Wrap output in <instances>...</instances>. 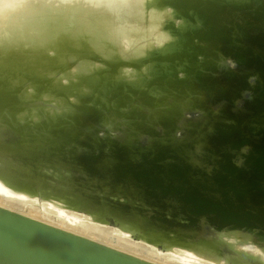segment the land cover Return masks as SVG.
I'll list each match as a JSON object with an SVG mask.
<instances>
[{
    "label": "water",
    "instance_id": "1",
    "mask_svg": "<svg viewBox=\"0 0 264 264\" xmlns=\"http://www.w3.org/2000/svg\"><path fill=\"white\" fill-rule=\"evenodd\" d=\"M131 1L40 0L2 26L0 180L160 250L264 264L229 241L264 249V0ZM0 264L144 263L0 209Z\"/></svg>",
    "mask_w": 264,
    "mask_h": 264
},
{
    "label": "bare ground",
    "instance_id": "2",
    "mask_svg": "<svg viewBox=\"0 0 264 264\" xmlns=\"http://www.w3.org/2000/svg\"><path fill=\"white\" fill-rule=\"evenodd\" d=\"M40 0H0V29L5 28L4 24L8 23L9 20L14 15L25 14L28 15L29 20H32L34 14H36V9H32V3H36ZM42 1V0H41ZM44 1V0H43ZM119 0H108L110 3H114ZM140 0H132L131 5H134L136 2ZM146 0H144L145 3ZM143 3L141 0L138 4L140 6ZM143 3V4H144ZM39 5H43L40 3ZM38 5V6H39ZM30 11V12H28ZM140 11L137 12V14ZM136 14V15H137ZM24 15V16H25ZM143 17L142 12L139 14L138 19ZM33 27L28 26L26 30H29V33L32 32ZM0 200H6L7 202L11 200L14 201L13 203L18 202L24 208H31L34 211H37L41 215H45L50 217L55 222H63L65 226L68 227H75L81 228L83 231H96L99 235H105L112 243H120L123 242L144 255L157 259L160 262L167 263V264H228L226 261L220 259V257L216 253H209V252H196V251H188L178 248H167L164 250L158 249V247L154 245L147 244L146 242L136 241L133 239V233L118 229L106 225L99 224L93 220L91 216L86 214L78 213L74 210L67 209L64 205L54 201H43L39 198H35L23 193H17L13 189L9 188L2 180H0ZM0 209L7 211L9 213L24 217L41 225L47 226L49 228L55 229L67 235H71L73 237L85 240L91 244L99 246L101 248L107 249L109 251L115 252L117 254L132 258L144 264H153V262H149L147 258H136L124 253L119 252L118 250H114L110 248V246H104L103 244L99 243L96 240H92L89 238H84L76 233L69 232L60 227L50 226L38 221L35 217H27L16 212L12 211L8 207H5L4 204H0ZM63 225V226H64ZM87 234V233H86ZM230 243L236 245V249L241 253L247 256H255L260 258L264 261V249L260 248L257 245H254L250 242H246L240 238L235 239L232 238L229 240Z\"/></svg>",
    "mask_w": 264,
    "mask_h": 264
},
{
    "label": "rangeland",
    "instance_id": "3",
    "mask_svg": "<svg viewBox=\"0 0 264 264\" xmlns=\"http://www.w3.org/2000/svg\"><path fill=\"white\" fill-rule=\"evenodd\" d=\"M29 78L31 80H34L37 82L39 88H42V86L44 85V82L46 81L49 73H27ZM52 121H55L52 120ZM14 201L11 200L10 201H6V200H0V204H4L5 207H8L9 209H11L12 211L16 212L17 214L23 215V216H27V217H35L38 221H40L41 223L50 225V226H56V227H60L63 228L65 230H68L69 232H73L76 233L80 236H83L84 238H89L92 240H96L99 243L103 244L104 246H110V248L114 249V250H118L121 253L136 257V258H147L149 259V262H153V264H167V263H163L160 262L157 259L148 257L146 255H144L143 253H141L140 251H138L137 249L123 243V242H118V243H112L107 236H103V235H99L98 232L96 231H83V229L81 228H75V227H68L65 226L63 222H55L53 221V219H51L50 217L47 216H43L40 213H38L37 211H34L33 209L29 208H24V206H22L21 204H19L18 202L13 203ZM64 225V226H63ZM87 233V234H86Z\"/></svg>",
    "mask_w": 264,
    "mask_h": 264
}]
</instances>
